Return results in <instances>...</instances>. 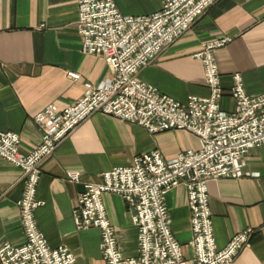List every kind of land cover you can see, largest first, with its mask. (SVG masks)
I'll return each instance as SVG.
<instances>
[{
    "label": "crops",
    "instance_id": "obj_1",
    "mask_svg": "<svg viewBox=\"0 0 264 264\" xmlns=\"http://www.w3.org/2000/svg\"><path fill=\"white\" fill-rule=\"evenodd\" d=\"M127 16L148 15L161 0H113ZM77 0H0V131L20 137L19 150L30 152L39 142L34 116L49 105L66 107L86 85L96 86L111 76L104 59L81 51L75 22ZM229 41L214 52L223 96L220 109L232 112V75L239 73L250 96L264 93V0H218L177 40L141 68L137 78L180 103L188 96L207 97L201 61L194 55L203 44ZM68 71L80 75L76 81ZM199 138L185 130L149 133L142 126L94 113L78 125L41 164L36 198L44 204L35 211L38 229L50 247H67L73 264H105L98 229L77 230L73 213L85 183H98L113 167L131 164L136 155L157 150L170 160L197 150ZM69 172H79L71 183ZM239 178H217L207 184L213 233L218 247L246 228L253 229L248 244L231 264H264V143L250 149ZM24 188L22 171L0 158V247L20 245L23 232L16 201ZM117 247L124 257L137 254V227L123 199L103 195ZM170 228L185 259L193 257L190 212L186 189L178 185L165 196Z\"/></svg>",
    "mask_w": 264,
    "mask_h": 264
},
{
    "label": "built area",
    "instance_id": "obj_2",
    "mask_svg": "<svg viewBox=\"0 0 264 264\" xmlns=\"http://www.w3.org/2000/svg\"><path fill=\"white\" fill-rule=\"evenodd\" d=\"M218 0H161V8L148 15L127 16L113 0H77L75 22L81 51L104 59L111 76L66 107L49 105L34 116L40 130L38 144L28 153L19 150L20 137L0 131V158L18 167L24 188L16 201L24 240L4 243L0 264H73L75 257L65 246L52 248L37 227L35 211L44 204L36 198L41 164L57 145L94 113H101L145 128L149 133L185 130L199 138L197 150H187L166 160L157 150L132 158L131 164L101 173L98 183H85L77 198L73 222L77 230L96 228L105 264H231L245 247L253 229L234 234L218 247L209 208V181L239 178L246 153L264 143V93L248 95L239 73L232 75V112L220 109L223 89L214 57L229 39L203 44L194 56L201 61L207 97L188 96L184 103L141 82L138 71L151 64ZM76 81L78 73L68 71ZM71 183L79 172H69ZM186 189L190 212L193 257L185 259L170 228L165 196L172 188ZM119 195L132 212L137 227V254L124 257L117 247L103 195Z\"/></svg>",
    "mask_w": 264,
    "mask_h": 264
}]
</instances>
